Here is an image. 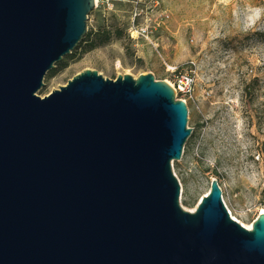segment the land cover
Masks as SVG:
<instances>
[{
	"label": "water",
	"instance_id": "water-1",
	"mask_svg": "<svg viewBox=\"0 0 264 264\" xmlns=\"http://www.w3.org/2000/svg\"><path fill=\"white\" fill-rule=\"evenodd\" d=\"M92 0H0V264H264L215 180L190 213L170 164L185 107L149 75L84 71L39 99L85 34Z\"/></svg>",
	"mask_w": 264,
	"mask_h": 264
},
{
	"label": "rangeland",
	"instance_id": "rangeland-1",
	"mask_svg": "<svg viewBox=\"0 0 264 264\" xmlns=\"http://www.w3.org/2000/svg\"><path fill=\"white\" fill-rule=\"evenodd\" d=\"M100 27L121 39L85 52L83 37L35 96L84 71L163 82L186 113L170 164L178 207L190 213L213 179L226 215L250 226L264 212V0H111L87 15L84 36Z\"/></svg>",
	"mask_w": 264,
	"mask_h": 264
},
{
	"label": "trees",
	"instance_id": "trees-1",
	"mask_svg": "<svg viewBox=\"0 0 264 264\" xmlns=\"http://www.w3.org/2000/svg\"><path fill=\"white\" fill-rule=\"evenodd\" d=\"M119 39H121V33L116 29H113L111 27H100L92 34L84 36L83 40L85 41L86 46L84 51L89 52L91 50L104 47L110 41H118ZM58 65L59 63H57L56 66Z\"/></svg>",
	"mask_w": 264,
	"mask_h": 264
},
{
	"label": "built area",
	"instance_id": "built-area-1",
	"mask_svg": "<svg viewBox=\"0 0 264 264\" xmlns=\"http://www.w3.org/2000/svg\"><path fill=\"white\" fill-rule=\"evenodd\" d=\"M110 5H111V0H92V10H96L98 8L106 9V8H109Z\"/></svg>",
	"mask_w": 264,
	"mask_h": 264
},
{
	"label": "bare ground",
	"instance_id": "bare-ground-1",
	"mask_svg": "<svg viewBox=\"0 0 264 264\" xmlns=\"http://www.w3.org/2000/svg\"><path fill=\"white\" fill-rule=\"evenodd\" d=\"M259 214H264V212L263 211H260L259 213H258V215ZM231 221H233L236 225H238V226H240V228H242L244 231H248L249 229H250V226H242V225H240L238 222H236L235 220H233V219H231V218H229Z\"/></svg>",
	"mask_w": 264,
	"mask_h": 264
}]
</instances>
